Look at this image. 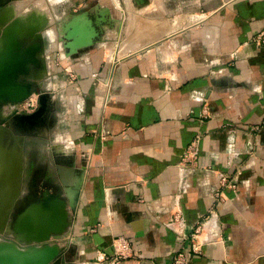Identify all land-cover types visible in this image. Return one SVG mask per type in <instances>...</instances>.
Segmentation results:
<instances>
[{
	"label": "crops",
	"instance_id": "1",
	"mask_svg": "<svg viewBox=\"0 0 264 264\" xmlns=\"http://www.w3.org/2000/svg\"><path fill=\"white\" fill-rule=\"evenodd\" d=\"M82 14L95 43L59 50V69L46 64L52 89L35 139L16 149L0 135V230L47 204L53 183L63 189L65 169L84 171L59 243L71 264H170L197 227L202 253L187 264H264V45L248 43L264 28V0H0V30L56 29L62 45ZM15 47L0 49V77L26 68ZM53 134L62 146L40 139ZM196 137L197 161L181 164ZM217 173L235 182L220 199ZM122 237L132 251L114 263Z\"/></svg>",
	"mask_w": 264,
	"mask_h": 264
},
{
	"label": "water",
	"instance_id": "2",
	"mask_svg": "<svg viewBox=\"0 0 264 264\" xmlns=\"http://www.w3.org/2000/svg\"><path fill=\"white\" fill-rule=\"evenodd\" d=\"M85 15L74 16L68 21L67 25H70L71 29L64 35L65 41L61 45L67 55H75L77 51H83L95 43L87 38L86 32L89 25L83 20ZM109 23L106 13L95 22L94 26L97 32L94 30L93 33L97 36L98 41L102 40L101 36L105 32V28L111 26ZM59 41H61L60 37ZM24 71L25 68L21 67L13 75L14 77L8 71H4L0 77V104H19L31 95L32 84L16 83L19 75ZM48 98V94L40 95L38 109L30 115H22L24 121L40 122L47 109ZM13 119L17 122L15 116ZM60 178L63 191L56 195H49L51 197L47 204L43 205L41 202H37L35 205H30L24 212L22 210L17 214L13 222V233L4 229L0 231L3 233V237L10 238V242L21 250H14L10 253L0 250V264H71L57 241L71 226V213L76 208L77 199L82 189L84 171L72 173L71 170L65 169ZM15 234L22 238L14 237ZM0 239L2 240L1 237ZM24 246L27 248H22Z\"/></svg>",
	"mask_w": 264,
	"mask_h": 264
},
{
	"label": "rangeland",
	"instance_id": "3",
	"mask_svg": "<svg viewBox=\"0 0 264 264\" xmlns=\"http://www.w3.org/2000/svg\"><path fill=\"white\" fill-rule=\"evenodd\" d=\"M30 9L35 10V13L31 15L32 17L38 18L39 16L43 18L45 25H49L48 21L50 19V15H44L40 12L39 6H31ZM47 13V12H45ZM28 14V13H27ZM22 17V16H21ZM48 17V19H47ZM37 21V19H36ZM39 26L42 25L38 24ZM59 30L54 29H17V30H9V29H1L0 30V49L3 48L8 42L13 41L15 47V51L25 54L28 57L27 66L23 74L19 75L18 81L23 83H30L33 86V92L31 93V97L36 98L37 108L39 107V97L43 94H48L50 96V90L52 88H48V81L45 82L46 76V64L52 62V64L59 69L60 61L57 60L59 58V50L62 51L61 43L59 41ZM119 35V34H118ZM56 60V61H55ZM75 79V78H74ZM48 103V102H47ZM17 105V106H16ZM19 109L21 110V106L18 104H9V103H1L0 104V131L9 135V141L12 144L13 148L18 149L19 144L26 138H34V133L37 134V130L32 132L35 128H40L43 123V117L40 122H37V126H32V129H28L30 125H26L27 127L23 129L17 122L14 121L13 117L15 115H19ZM22 115V114H21ZM41 124V125H40ZM56 136V138H54ZM39 137V136H38ZM58 134H53L52 136H46V138L42 137L44 143L47 145L49 142L53 141L54 143L62 146L63 139H57ZM56 141V142H55ZM53 143V144H54ZM53 188L57 190L56 193L63 191L62 187L58 186L56 183H53ZM63 197H65L63 195ZM0 237L2 240L11 241L10 238L3 237V233H0ZM60 243V240L57 241ZM22 248H27L26 246Z\"/></svg>",
	"mask_w": 264,
	"mask_h": 264
},
{
	"label": "built area",
	"instance_id": "4",
	"mask_svg": "<svg viewBox=\"0 0 264 264\" xmlns=\"http://www.w3.org/2000/svg\"><path fill=\"white\" fill-rule=\"evenodd\" d=\"M249 44H253L257 47H261L264 45V28L252 35L249 40ZM74 79V78H73ZM21 106V110L19 109V113L22 115H30L35 112L37 109L36 98L31 97V95L24 100L22 103L18 104ZM17 106V105H16ZM203 116L208 117V111L206 109V105L203 107ZM20 114V115H21ZM199 137H196L194 141L187 147L185 152L182 155V163L181 164H193L197 161L199 155ZM225 188H235V182L231 183V179L222 173H217L215 175V183H214V192L213 197L215 199H220L223 197L222 190ZM200 227L196 228L195 233L191 236L190 247L187 250H177L171 255L170 264H187L189 259L195 255H201L202 248L204 242L199 239ZM132 251L131 242L122 237L117 240V243L114 245V254L115 256L111 257V261L117 263L120 259L126 258L129 253Z\"/></svg>",
	"mask_w": 264,
	"mask_h": 264
},
{
	"label": "bare ground",
	"instance_id": "5",
	"mask_svg": "<svg viewBox=\"0 0 264 264\" xmlns=\"http://www.w3.org/2000/svg\"><path fill=\"white\" fill-rule=\"evenodd\" d=\"M10 71H8L9 73ZM15 120L18 122V124L22 127H26L27 124L29 125H33L35 120H30V121H24L22 115H15ZM25 122H28V123H25ZM25 123V124H24ZM3 134L1 131H0V135ZM51 164V163H50ZM1 231V230H0ZM1 245V244H0ZM29 251V250H28Z\"/></svg>",
	"mask_w": 264,
	"mask_h": 264
},
{
	"label": "flooded vegetation",
	"instance_id": "6",
	"mask_svg": "<svg viewBox=\"0 0 264 264\" xmlns=\"http://www.w3.org/2000/svg\"><path fill=\"white\" fill-rule=\"evenodd\" d=\"M61 190H63V189H61Z\"/></svg>",
	"mask_w": 264,
	"mask_h": 264
}]
</instances>
